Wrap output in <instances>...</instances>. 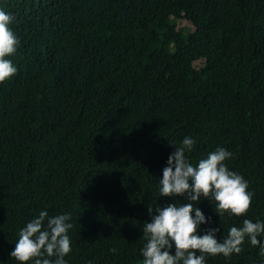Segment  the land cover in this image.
Segmentation results:
<instances>
[{
	"label": "trees",
	"instance_id": "obj_1",
	"mask_svg": "<svg viewBox=\"0 0 264 264\" xmlns=\"http://www.w3.org/2000/svg\"><path fill=\"white\" fill-rule=\"evenodd\" d=\"M0 10L19 40L17 73L0 83V264H18V233L41 211L70 214L65 264H143L148 208L189 202L158 190L185 137L194 166L230 151L225 164L252 194L241 217L194 204L207 221L198 234L216 228L223 240L244 219L264 223V0H0ZM241 249L205 264H264L259 245Z\"/></svg>",
	"mask_w": 264,
	"mask_h": 264
},
{
	"label": "clouds",
	"instance_id": "obj_2",
	"mask_svg": "<svg viewBox=\"0 0 264 264\" xmlns=\"http://www.w3.org/2000/svg\"><path fill=\"white\" fill-rule=\"evenodd\" d=\"M13 20V16L0 10V83L17 73L8 58L15 55L19 45L16 34L9 27ZM195 143L193 138L185 137L168 157L159 180L160 196L180 197L189 202L179 206L171 203L155 210L148 208L152 219L143 229L146 241L141 251L143 264H205L206 256L230 258L241 252L246 238L252 246L259 245V255L264 257V242L258 239L264 234V223L244 219L242 227H231L223 240L216 239V228L198 234L199 226L207 221L194 204L211 199L218 216L241 217L246 216L251 207L252 194L244 178L225 164L232 155L225 148L218 147L195 166L190 163L186 154L191 153ZM69 220L70 214L49 217L47 212L41 211L19 231L10 257L18 264L30 261L53 264L51 257L56 258L54 264H65L64 257L71 251L68 231L73 225L67 222ZM173 246L175 254L171 255Z\"/></svg>",
	"mask_w": 264,
	"mask_h": 264
}]
</instances>
